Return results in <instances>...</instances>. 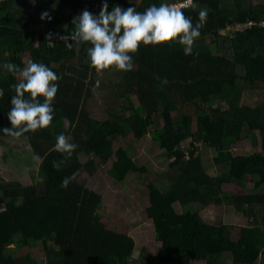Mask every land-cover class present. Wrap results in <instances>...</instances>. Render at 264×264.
Returning <instances> with one entry per match:
<instances>
[{
	"label": "trees",
	"instance_id": "1",
	"mask_svg": "<svg viewBox=\"0 0 264 264\" xmlns=\"http://www.w3.org/2000/svg\"><path fill=\"white\" fill-rule=\"evenodd\" d=\"M105 2L109 11L119 6L144 12L152 4L184 0H0V65L7 61L23 68L22 55L29 54V60L45 64L61 77L52 124L17 138L3 132L11 127L7 114L15 95L11 85L17 78L0 68V88L4 90L0 137L27 140L40 158L38 174L43 177L38 182L33 176L34 182L24 186L19 179L4 180L0 174V264H149L142 254L133 260L136 244L132 237L107 229L102 195L80 179L81 173L93 175L98 166L110 162L108 175L118 182L128 173H146L125 149H114L120 138L139 140L146 135L157 150H167L171 143L177 147L166 153L173 160L166 173L168 188L148 183L145 213L161 244L157 262L264 264V157L234 156L232 152L244 141L253 148L261 141L264 147V97L258 95L259 88L264 91V27L259 26L264 22V0H194L207 9V18L193 54L186 56L178 43L141 44L133 55L134 69L125 72L127 95L101 121L92 118L86 106L96 79L115 69L97 72L88 62L86 50L91 45L68 49L59 36L71 33L73 18L83 10L98 15ZM58 9L71 14L63 19ZM183 11L194 25L198 22L199 8ZM44 13L47 16L42 19ZM247 22L256 26L231 37L222 34L231 24ZM45 25L46 30L38 32ZM49 33L52 39H46ZM131 96L136 97L138 109ZM182 105L194 110L196 131L190 115L174 121L172 115ZM155 117L161 118L162 127L152 131ZM62 132L72 136L78 147L56 170L53 161L63 156L53 149ZM189 140L190 149L185 153L179 146ZM200 144L215 152L212 163L220 173L208 172L197 154ZM82 156L88 160L83 162ZM73 174L75 179L62 188L61 181ZM248 177L253 187L245 194L223 188L233 183L244 186ZM193 203L233 207L253 221L243 227L211 225L190 209ZM176 204L182 207L180 213ZM37 242L43 245L45 262L30 253L14 257L10 251L11 245L31 248Z\"/></svg>",
	"mask_w": 264,
	"mask_h": 264
},
{
	"label": "rangeland",
	"instance_id": "2",
	"mask_svg": "<svg viewBox=\"0 0 264 264\" xmlns=\"http://www.w3.org/2000/svg\"><path fill=\"white\" fill-rule=\"evenodd\" d=\"M174 0H166L173 2ZM59 3V1H57ZM101 6L100 3H95ZM61 18L66 19L70 16V12L63 9H58ZM46 30L45 26H39L38 32ZM223 35H227L224 31ZM24 61L27 62L30 58L29 54H23ZM125 72L113 70L111 72H103L96 79V86L93 89V96L89 99L86 106L88 114L101 121L109 118L107 110L117 106V102H121L120 97L127 95L124 91ZM260 98L264 97V91L258 89ZM138 109V103L135 96H131ZM227 110V107H226ZM182 115H190L194 119L193 130L197 129V119L194 116V110L191 106L182 105L178 112L174 113L173 119L179 121ZM154 127L152 131L162 127L160 117L154 118ZM153 134V133H152ZM153 136V135H152ZM191 141L182 143L179 148L187 153L190 149ZM125 149L133 162L146 170V173H128L122 182L112 179L108 175L111 162L107 165L98 166L97 172L93 175L81 173L80 179L85 182L86 186L100 193L103 197L102 215L103 222L107 229L116 231L132 237L136 244V249L133 254V260H137L142 254L144 259L150 261L149 264H160L156 257L161 244L155 240L154 226L151 220L145 213L148 204V183L156 182L159 188L167 189L170 164L173 160H169L167 155L177 150L175 144L171 143L167 150H157L156 145L150 140L148 135L137 140L134 136H129L125 139H118L114 143V149ZM197 154L200 156L209 173H220L219 169L213 166V159L216 154L201 144L197 146ZM234 156H250L261 155L264 157V147L260 143L256 148H253L249 141L241 142L235 145L232 149ZM166 153H168L166 155ZM83 162L87 161V157L82 156ZM40 162L35 157L30 143L24 139H14L0 137V174L4 180L19 179L24 186H28L34 182L33 176L37 177V181L43 180V177L38 174ZM35 174V175H34ZM38 174V175H37ZM253 187L251 177L246 179L244 186H239L235 183L225 184V191H231L236 194H245ZM176 210L180 213L182 207L179 204L175 205ZM192 211L198 212L203 219L214 225L233 224L238 227L249 226L253 218L246 214L238 213L233 207L225 205H209L203 206L199 203H193L190 206ZM237 235L240 231H236ZM234 233V234H236ZM53 246V242L50 243ZM11 253L14 257H24L31 254L39 262H45V252L41 242H37L34 247H22L15 249V245L10 246ZM57 249V246L54 245ZM16 250V251H15ZM228 257V256H227ZM193 264H206L203 262H193ZM227 264H232L230 260ZM259 264V263H258Z\"/></svg>",
	"mask_w": 264,
	"mask_h": 264
},
{
	"label": "clouds",
	"instance_id": "3",
	"mask_svg": "<svg viewBox=\"0 0 264 264\" xmlns=\"http://www.w3.org/2000/svg\"><path fill=\"white\" fill-rule=\"evenodd\" d=\"M189 7L193 10L199 8V20L195 25L184 14L183 10ZM44 16L47 13L41 18ZM206 18L207 9L201 8L194 0L161 3L159 6L152 4L144 12L119 6L109 11L105 2L98 15L83 10L82 14L75 16L71 33L59 36V39L68 49L81 44L91 45L86 50L88 62L97 72L113 68L127 72L134 69L133 55L141 44L156 46L178 43L186 56L192 55ZM46 39H52V34L49 33ZM69 40L73 43H69ZM0 68L17 78V82L11 85L15 95L11 97V108L7 114L11 127L4 128L3 132L19 138L26 133L48 128L54 119L53 105L59 87L57 81L61 77L45 64L32 60H28L23 68L7 61ZM3 96L4 90L0 88V97ZM72 141L73 137L64 132L57 135L53 150L61 153L63 159L53 161L56 170H60L77 149L78 145ZM74 179L75 174L65 177L61 187L67 188Z\"/></svg>",
	"mask_w": 264,
	"mask_h": 264
},
{
	"label": "built area",
	"instance_id": "4",
	"mask_svg": "<svg viewBox=\"0 0 264 264\" xmlns=\"http://www.w3.org/2000/svg\"><path fill=\"white\" fill-rule=\"evenodd\" d=\"M254 26H256V24L253 22H247L245 24H241V23L231 24L226 28L225 32L227 35H224V36L231 37V36H234V34L236 33H242V32L249 31ZM259 26L264 27V22H261Z\"/></svg>",
	"mask_w": 264,
	"mask_h": 264
}]
</instances>
